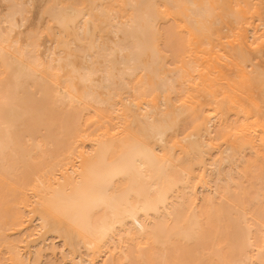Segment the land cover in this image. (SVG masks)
Segmentation results:
<instances>
[{
	"label": "bare ground",
	"instance_id": "obj_1",
	"mask_svg": "<svg viewBox=\"0 0 264 264\" xmlns=\"http://www.w3.org/2000/svg\"><path fill=\"white\" fill-rule=\"evenodd\" d=\"M248 41L210 0H0V264H264Z\"/></svg>",
	"mask_w": 264,
	"mask_h": 264
},
{
	"label": "rangeland",
	"instance_id": "obj_2",
	"mask_svg": "<svg viewBox=\"0 0 264 264\" xmlns=\"http://www.w3.org/2000/svg\"><path fill=\"white\" fill-rule=\"evenodd\" d=\"M210 1L223 23L231 27L234 31L240 30L247 34L249 37L247 45L254 59L253 61L257 65L258 70L264 73V0ZM3 4L5 3H1V10L5 9L2 8ZM35 5L33 8L31 7L28 22L25 23V26L23 25L24 27L21 26V29L25 30L33 27L37 22L41 3L38 1ZM3 7L5 6L3 5ZM224 201L228 203L227 200Z\"/></svg>",
	"mask_w": 264,
	"mask_h": 264
}]
</instances>
